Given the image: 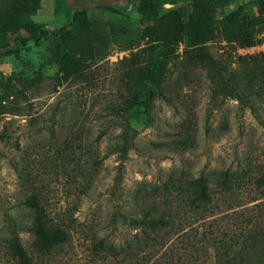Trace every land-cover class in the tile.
Segmentation results:
<instances>
[{
    "label": "rangeland",
    "instance_id": "1",
    "mask_svg": "<svg viewBox=\"0 0 264 264\" xmlns=\"http://www.w3.org/2000/svg\"><path fill=\"white\" fill-rule=\"evenodd\" d=\"M24 2L0 0V264H23L16 242L30 264H214L264 224V0H213L218 17L260 15L257 43L216 36L196 61L181 42L157 83L138 75L139 0H39L17 17ZM77 10L74 32L89 30L69 74L72 50L28 27L59 30ZM198 178L207 205L189 201ZM39 214L67 232L48 253L35 246ZM159 216L169 224H135Z\"/></svg>",
    "mask_w": 264,
    "mask_h": 264
},
{
    "label": "trees",
    "instance_id": "2",
    "mask_svg": "<svg viewBox=\"0 0 264 264\" xmlns=\"http://www.w3.org/2000/svg\"><path fill=\"white\" fill-rule=\"evenodd\" d=\"M38 4L39 0H25L23 6L15 10V14L20 17L34 13ZM215 5L213 0H184L181 5L165 8L154 0H139L138 10L142 16L143 35L147 39L144 50L148 52L145 64L139 67V77L154 83L161 82L170 58L181 42L186 43L189 54L196 61L211 58L206 42L216 36L241 46H253L257 43V35L263 23L260 15H248L241 9H234L223 17H218ZM74 16V21L69 25L55 31L44 29L40 24L28 27L32 33H39L45 38L55 36L58 39L57 47L64 45L72 50L67 53L62 65L69 74L77 70L84 53V47L78 43L80 36L89 30L86 25L81 27L80 33H75L74 26L84 20V12L77 10ZM5 18L0 11V23ZM0 136H4L3 132H0ZM224 175L226 176V172ZM255 184L264 187V173L256 178ZM189 201L196 205H207L212 201L209 183L204 178H198L196 181ZM138 222L156 228L169 224L164 216L137 220L135 224ZM33 230L36 235L35 246L42 253L51 252L57 244L67 238V232L62 226L50 223L40 214L35 218ZM243 233L220 247L219 250H223L227 256L222 258L219 255L214 264H264V224L252 225L251 229L243 230ZM103 245L104 239L101 238L98 246ZM110 248L117 251L113 245ZM14 249L23 264H30V257L19 242L15 243Z\"/></svg>",
    "mask_w": 264,
    "mask_h": 264
}]
</instances>
